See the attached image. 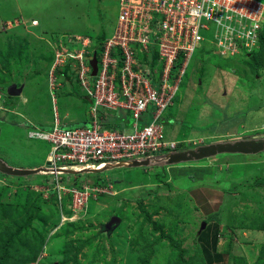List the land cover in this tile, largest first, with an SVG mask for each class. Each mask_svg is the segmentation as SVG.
<instances>
[{"label": "rangeland", "instance_id": "1", "mask_svg": "<svg viewBox=\"0 0 264 264\" xmlns=\"http://www.w3.org/2000/svg\"><path fill=\"white\" fill-rule=\"evenodd\" d=\"M120 2L0 0V49L8 48L7 44L12 42L13 49L8 50L12 49L17 54L18 42L28 44L23 61L20 58L16 61L18 58L14 57L13 63L6 66L0 58V158L4 161L12 166L45 165L51 142L30 137L29 132L34 126L52 129L56 111L63 123L91 125V99L83 93L75 72L66 66L53 70L52 59L60 45H65L62 41L67 39L77 43L76 36L91 40L90 52L97 50L100 53L104 45L100 46V33L102 30L107 34L113 31L121 10ZM15 17L29 22L37 18L39 24L11 32L9 29L17 26L10 21ZM41 28L47 32L42 39L44 41L40 46H33L35 37L43 35L40 34ZM202 34L212 39L213 29L202 31ZM210 42H202L200 49L196 50L175 103L165 114L167 117L169 113L176 115L174 121H166V139L184 140L192 135H204L199 140H187L184 147L189 149L210 140L234 142L264 136V80L256 79V74L262 73L264 67L252 65V59L246 61L244 54L225 59ZM12 80L26 83L18 97L6 95V82ZM246 92H252L253 97L255 94L257 97L252 98L249 105H241L243 102L236 99ZM228 131L230 135L208 137V133L225 134ZM210 161H184L175 163L173 167L160 162L149 167H119L66 174L76 185L92 184L103 179L107 191L92 198L87 212L72 214L74 221L68 227L70 221H63L61 214L52 219L44 213L46 227L34 221V228L41 226L48 232L47 241L50 239V242H45L37 262L30 264H60L65 258L63 252L67 240L64 233L73 224L77 229L70 236L74 238L75 245H79L80 240H92L81 247L79 264H142L143 258L150 259V264H176L177 258L169 241L159 239L160 231L154 229L152 221L163 224L167 232L177 225L174 236L183 240L182 247L193 249L196 231L204 222L186 191L191 186L193 170L195 174L210 168L209 172L215 174V168L208 166L217 163ZM220 162L223 166H218V170H223L224 187L228 190L232 188L231 192H238V196L236 201H230L235 215L230 216V207H227L218 216L235 219L236 225L243 227L260 224L264 220V201L260 199L264 196L261 195L264 191V151L259 154L224 153ZM157 173L160 179L156 178ZM47 178L48 175L40 173L19 177L0 173L1 206L14 207L23 203L34 186H47ZM68 204L69 201L64 205L70 209ZM140 204L152 215V221L147 220ZM1 206L0 235L8 225V219L4 217L7 214H2ZM44 210L51 212L47 205ZM70 213L65 212L67 215ZM242 240H238L242 250L236 257H242L246 252L251 257L256 251L255 241Z\"/></svg>", "mask_w": 264, "mask_h": 264}, {"label": "built area", "instance_id": "2", "mask_svg": "<svg viewBox=\"0 0 264 264\" xmlns=\"http://www.w3.org/2000/svg\"><path fill=\"white\" fill-rule=\"evenodd\" d=\"M120 3L118 20L105 39L96 75H92L89 64L94 51L89 50L88 38L76 36L77 43L72 44L76 47L61 44L56 51V63L69 58L74 59L73 64L75 61L78 81L92 99L91 125L66 124L55 114L52 129L35 126L29 132L30 137L51 142L47 163L40 171L48 175L47 186L36 185L34 189L46 198L53 194L63 221H74L72 214L87 212L92 198L107 191L105 183L76 185L66 174L112 170L129 161H148L145 167L160 162L171 165L167 162L169 155L184 151L178 141L166 139L162 117L174 105L202 42L210 40L222 57L230 58L258 49L264 30L262 0ZM212 29V39L202 34ZM150 106H154L151 120L142 124L139 119ZM122 109L133 113L131 131L108 127V119L101 114ZM81 168L85 170H77ZM67 201L71 215L64 211Z\"/></svg>", "mask_w": 264, "mask_h": 264}, {"label": "trees", "instance_id": "3", "mask_svg": "<svg viewBox=\"0 0 264 264\" xmlns=\"http://www.w3.org/2000/svg\"><path fill=\"white\" fill-rule=\"evenodd\" d=\"M16 18L17 17H15L13 20H15ZM33 20H35V19L34 18L31 19V21L29 22L26 19H23V20L19 19L20 24L10 28L9 30L11 32H18L22 28H24V27L26 28V26H33V25L38 26L39 23L33 24L32 23ZM40 32H41L40 33L41 35L43 34L41 36V38L40 37L36 38L35 36H31V37H35V39L33 40L35 42V43H33V46L39 45L42 41H44L42 39H44V35L47 32H45L44 29H42ZM29 33H31V32H29ZM106 36H107L106 31L102 30V32L100 33V36H99V41H101L100 42L101 44L99 43L100 46L103 44V40L106 38ZM14 40H15V38H14ZM64 42H65V45L69 48L76 47V45H72L74 43L68 41L67 39ZM12 44H14V43H12V42L8 43L7 44V45H9L8 48H6L4 50L0 49V58L3 59L4 63H6L5 64L6 66L8 63L10 65L13 63L12 60L14 57L18 58V59H16V61L19 60V58L22 59V61H23V59L25 57L24 54L27 51L28 44L24 43V42H18L19 47L17 46L18 47V53L16 54V53H14V51H12V49H13ZM10 48H12V49L8 50ZM14 55H16V56H14ZM244 56L246 57V61L250 60V58L252 59V62H253L252 65L256 66L259 64L261 66H264V30L260 36L259 48L250 54L244 53ZM156 57H157V53H155L154 60L152 61V63H154V64L156 62ZM53 60H54V56L52 59V63H53ZM66 67L68 69H70L71 72L76 71V69H74V67L72 65L71 60L66 63ZM186 74H188V72ZM8 82H6V84ZM16 82L18 85V84H21L23 81L22 82L16 81ZM77 82L81 86V84L78 81V78H77ZM25 85H26V83H25ZM7 89H8V86L6 87V92H7ZM83 91H84V89H83ZM83 93L89 98V96L86 94L85 91ZM6 95H8L10 97H18V96L10 95V94H8V92ZM174 103H175V100H174ZM153 107L150 106L147 109V111L144 112L143 115L140 117L139 120L142 124L151 120V112L153 110ZM106 113L104 111H101V114L108 119V122H107L108 127L115 126L120 130H127V131L132 130V124L135 120L132 112L127 111V110L125 111L122 109V110H116L114 112L110 111V112H106ZM111 114H113V115H111ZM165 114H166V112L164 113V116L162 117V121L165 122L166 125H168L166 121L171 122V118L165 116ZM171 115H172V113H169V116H171ZM127 127H130L131 129H128ZM44 129H47V128L44 127ZM47 130H50V129H47ZM0 135H1V127H0ZM188 138H186L184 140H177L176 139L175 141H178L179 146L183 147V146H185V143L187 140L188 141L196 140L195 138L194 139H188ZM170 140H173V139H170ZM197 140H198V138H197ZM123 167H126V166H123ZM126 168H133V167H126ZM158 175H159L158 173L155 175L156 178H159ZM160 182H162V181H160ZM102 183H104V180L100 179L94 183L92 182V185H96V184L99 185ZM79 185H80V183H79ZM146 193L148 194V190ZM180 199L182 200L181 197H180ZM46 205L51 209V212H46L45 210L43 211V209L45 208ZM0 206H1V202H0ZM3 207H2V214L3 215L7 214L4 217H7L8 225L6 226V230H3L1 232V235H0V264H30V263H33L34 261L37 260L45 242H48V243L50 242V239H48V241H47L48 232H46L41 226L34 228L33 222L38 221L43 227H46L47 225H46L45 219L43 218L44 213L46 216H48L47 218H52V219L57 217V214H59V216H60V211H59L58 205L55 201V197L53 196V194H51L48 198H46L42 191L35 190L33 187V190L29 194H27V199L23 203L17 204L14 207H11L8 205H3ZM5 207H6V209H5ZM140 207L142 208V212H144L147 220L152 221L151 220L152 215L150 213L146 212L144 207H142V204H140ZM53 209H54V211H52ZM64 211L66 213H70V209H68L66 207L64 208ZM156 212H157V210H156ZM211 217H218V215L215 214ZM71 223H73V222H69V224H67V227L69 225H71ZM152 223L155 226L154 229L156 231H160L159 239H167L169 241V244L172 247L173 253L177 258L176 264H207L206 260H205L204 252H203L202 248L200 247L198 237H195L193 240V243H192L193 249L184 248V247H182V241L183 240L181 238L178 239L174 236V233H176L175 231H176L177 225H173L171 230L167 232L165 230L164 225L161 224L160 222H153L152 221ZM259 225L261 227H263V229H264V220L263 219ZM75 229H77V226L75 224H73V227L69 230H66L64 233V236L66 237V240H67V242H65V244H64L65 250L63 252L65 258H64V260L60 261V264H79V261H80L79 260V254L81 253V247L83 246L84 243L89 244L92 242L91 239H87V241L80 240V244L75 245L74 244L75 243L74 238H71V236H70L74 232H76ZM262 254L264 255V246L262 247ZM149 260L150 259H148V258H143L141 261H143L142 264H150ZM231 264H248V263L245 260V258L237 257L233 261V263H231Z\"/></svg>", "mask_w": 264, "mask_h": 264}, {"label": "crops", "instance_id": "4", "mask_svg": "<svg viewBox=\"0 0 264 264\" xmlns=\"http://www.w3.org/2000/svg\"><path fill=\"white\" fill-rule=\"evenodd\" d=\"M34 19L38 20L36 18ZM256 75H257L256 79L264 80V68L262 70V73H258ZM256 97H257L256 94L253 97L252 92H246L244 94L242 93L241 96L237 98L236 100L243 102L241 103V105H246V103L247 104L248 102L250 103L252 98L256 99ZM53 101H54V98H53ZM241 105L239 104V106ZM57 113L58 112L56 111L55 114L57 115ZM168 117L171 118V122H172L175 120L174 118L176 117V115L172 114L171 116H168ZM230 134H231L230 131L226 132L225 134L208 133V137L217 138V137H222V136L230 135ZM202 137H204V135H201L198 137L196 135H192L188 139L195 138L197 140L198 138L199 140ZM173 140H176V139H173ZM211 142L213 141L210 140V142H207V144ZM220 142H224V141H220ZM228 142H231V141H228ZM212 157L204 158L203 160L201 159V162L205 161L206 159L216 162L218 165L212 162L213 164H209L208 166V167L215 168V170H213L215 174H211L209 172L210 168L208 171L203 170L202 172H195V174L193 170L192 178H190L191 186H188L189 191H186L188 193L189 201L192 202L194 209H196L200 213L201 220L203 219V222H204L203 226H201V228L198 230V232L196 231V233H197L200 247L202 248L204 252L206 263L207 264H231L233 263V261L237 258L236 256L239 254V251L242 250L239 246L238 240L239 239L242 240L243 238V239H247L246 241H250V242L251 240L255 241L254 250L256 251L252 252L251 257L250 255H248V252H246L245 254L243 253L241 256L245 258L248 264H264V255L262 254V247L264 246L263 227H261L259 224H258L259 226L254 225V226H249V227H243L240 225H236L235 219L229 220L222 216L221 217L219 216L211 217L215 214L219 215L220 212L223 209H226L227 207H230L229 215L233 217V215H235V208L232 207L233 205L230 204V201L233 199L234 201H236L237 196H238V192H231L232 188L228 190L227 188L224 187L225 186L224 177L221 176V172L223 170H218V166L220 167L223 166V162H220L221 154H217L216 156H212ZM218 161L220 163H218ZM172 165H168V166L171 167ZM194 165H198V163ZM13 166L21 167V168L37 167V165L36 166L13 165ZM167 170L169 169L167 168ZM261 195H264V191H262ZM263 198L264 196H262V198L260 199L264 201Z\"/></svg>", "mask_w": 264, "mask_h": 264}, {"label": "water", "instance_id": "5", "mask_svg": "<svg viewBox=\"0 0 264 264\" xmlns=\"http://www.w3.org/2000/svg\"><path fill=\"white\" fill-rule=\"evenodd\" d=\"M90 64L93 68L92 75H96L98 72V58L94 54L93 58L90 60ZM25 87V83H22L20 86L16 82L9 84L7 92L13 96H20ZM261 151H264V140L259 139H241L234 142H212L205 145H200L195 149L179 151L169 155L167 162L169 164H175L178 162L192 161V160H201L204 158H209L216 156L217 154L224 153H246V154H256ZM148 164V161L138 162V161H129L121 162L120 165L126 167H138L145 166ZM41 171V168L36 169H26L20 167H14L8 165L4 160L0 159V172L12 176H28L32 174H37ZM101 171V170H100ZM72 172V171H70ZM117 220V219H116Z\"/></svg>", "mask_w": 264, "mask_h": 264}, {"label": "clouds", "instance_id": "6", "mask_svg": "<svg viewBox=\"0 0 264 264\" xmlns=\"http://www.w3.org/2000/svg\"><path fill=\"white\" fill-rule=\"evenodd\" d=\"M118 20V19H117ZM11 21V23H14V24H17V25H19L20 24V21H19V19H15V20H13V19H11L10 20ZM19 23V24H18ZM33 24H37L38 23V20H34L33 22H32ZM116 26V25H115ZM11 27V26H10ZM10 27H7V28H10ZM14 27V26H13ZM115 28V27H114ZM113 31H114V29H113ZM112 31V32H113ZM111 32V33H112ZM111 33L110 34H107V36H109V35H111ZM107 36H106V38H107ZM105 38V39H106ZM105 39L103 40V44H105ZM62 42H64V41H62ZM65 43V42H64ZM211 44H213L212 42H210ZM214 45V44H213ZM66 46V45H65ZM215 46V45H214ZM103 47H104V45H103ZM216 47V46H215ZM103 49V48H102ZM216 50H217V52L220 54V52H219V50L216 48ZM94 54H96L97 55V58H98V67H99V56H100V54H101V52L100 53H98L97 52V50L96 51H94ZM94 54H93V56H94ZM239 55H242V54H239ZM220 56H221V54H220ZM222 57V56H221ZM93 58V57H92ZM223 58H225V59H229V58H226V57H223ZM231 58V57H230ZM193 59V58H192ZM72 61V65H74L75 64V61H74V64H73V60L74 59H72V58H69V59H66L64 62H59V63H56V52H55V54H54V60H53V64H52V68H53V70H55V67H63V66H66V63L68 62V61ZM91 60V59H90ZM90 60H89V64H90ZM192 61V60H191ZM90 66H91V64H90ZM74 67V66H73ZM91 68H92V66H91ZM74 69H76V67H74ZM92 71H93V68H92ZM75 72V77H76V80H77V72L76 71H74ZM187 73V72H186ZM94 76V75H93ZM13 82H16V81H14V80H12V81H9L8 83H7V86H9V84H11V83H13ZM17 83V82H16ZM22 83H25V82H22ZM21 83V84H22ZM21 84H18V86H20ZM23 93V92H22ZM6 94H7V92H6ZM90 98V97H89ZM91 99V98H90ZM92 100V99H91ZM91 106H92V104H91ZM2 117V116H1ZM53 121H54V119H53ZM53 124V123H52ZM34 126V125H33ZM34 128H35V126H34ZM33 128V129H34ZM32 130V129H31ZM212 143V142H211ZM205 144H207V143H203V144H200V145H205ZM199 145V146H200ZM184 150H190L189 148H184ZM260 153V152H259ZM257 154V153H256ZM0 159H2V158H0ZM3 160V159H2ZM6 162V161H5ZM7 163V162H6ZM8 164V163H7ZM9 165V164H8ZM172 165V164H171ZM43 166V165H42ZM42 166H37V167H35V168H32V169H36V168H41ZM21 168V167H20ZM262 168V167H261ZM26 169H30V168H26ZM0 173H2V172H0ZM40 174H43V173H41V172H39ZM2 174H4V173H2ZM8 175V174H7ZM47 181V180H46ZM61 214V213H60ZM71 222V221H70ZM73 222V221H72Z\"/></svg>", "mask_w": 264, "mask_h": 264}, {"label": "flooded vegetation", "instance_id": "7", "mask_svg": "<svg viewBox=\"0 0 264 264\" xmlns=\"http://www.w3.org/2000/svg\"><path fill=\"white\" fill-rule=\"evenodd\" d=\"M0 117H1V114H0ZM256 139H261V140H264V136H259L258 138H256ZM261 153V152H260ZM258 154V153H257Z\"/></svg>", "mask_w": 264, "mask_h": 264}, {"label": "bare ground", "instance_id": "8", "mask_svg": "<svg viewBox=\"0 0 264 264\" xmlns=\"http://www.w3.org/2000/svg\"><path fill=\"white\" fill-rule=\"evenodd\" d=\"M77 170H85L84 168H81V169H77Z\"/></svg>", "mask_w": 264, "mask_h": 264}]
</instances>
